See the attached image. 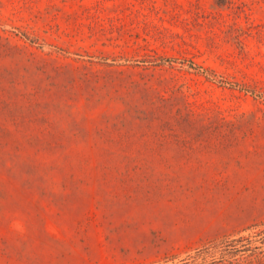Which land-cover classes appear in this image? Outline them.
Instances as JSON below:
<instances>
[{"label": "rangeland", "instance_id": "1", "mask_svg": "<svg viewBox=\"0 0 264 264\" xmlns=\"http://www.w3.org/2000/svg\"><path fill=\"white\" fill-rule=\"evenodd\" d=\"M0 264H264V0H0Z\"/></svg>", "mask_w": 264, "mask_h": 264}]
</instances>
